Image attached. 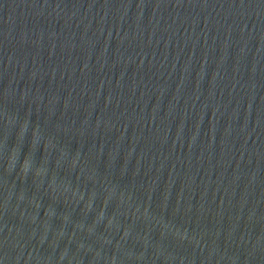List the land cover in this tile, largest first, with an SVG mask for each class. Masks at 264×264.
Returning <instances> with one entry per match:
<instances>
[{
    "label": "water",
    "instance_id": "1",
    "mask_svg": "<svg viewBox=\"0 0 264 264\" xmlns=\"http://www.w3.org/2000/svg\"><path fill=\"white\" fill-rule=\"evenodd\" d=\"M0 264H264V0H0Z\"/></svg>",
    "mask_w": 264,
    "mask_h": 264
}]
</instances>
